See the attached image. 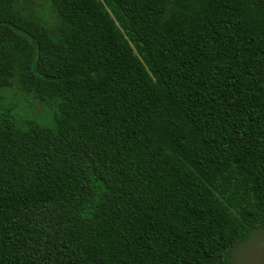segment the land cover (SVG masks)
<instances>
[{
    "label": "trees",
    "instance_id": "16d2710c",
    "mask_svg": "<svg viewBox=\"0 0 264 264\" xmlns=\"http://www.w3.org/2000/svg\"><path fill=\"white\" fill-rule=\"evenodd\" d=\"M48 4L0 0V264H231L264 225V0Z\"/></svg>",
    "mask_w": 264,
    "mask_h": 264
},
{
    "label": "rangeland",
    "instance_id": "374dc122",
    "mask_svg": "<svg viewBox=\"0 0 264 264\" xmlns=\"http://www.w3.org/2000/svg\"><path fill=\"white\" fill-rule=\"evenodd\" d=\"M17 5L29 15L42 17L35 18L37 21L48 27L53 25L54 18L48 0H17ZM48 13L51 14V18H48ZM19 110L28 117L36 118L29 110L21 108ZM231 264H264V225L253 230L247 239L233 247Z\"/></svg>",
    "mask_w": 264,
    "mask_h": 264
}]
</instances>
